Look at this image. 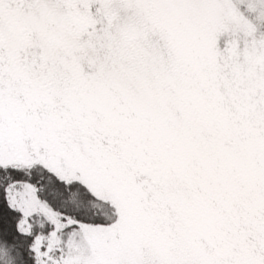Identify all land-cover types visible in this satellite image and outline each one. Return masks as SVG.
<instances>
[{
    "label": "snow or ice",
    "instance_id": "snow-or-ice-1",
    "mask_svg": "<svg viewBox=\"0 0 264 264\" xmlns=\"http://www.w3.org/2000/svg\"><path fill=\"white\" fill-rule=\"evenodd\" d=\"M0 264H264V0H0Z\"/></svg>",
    "mask_w": 264,
    "mask_h": 264
}]
</instances>
